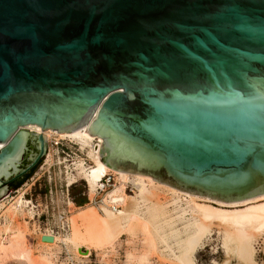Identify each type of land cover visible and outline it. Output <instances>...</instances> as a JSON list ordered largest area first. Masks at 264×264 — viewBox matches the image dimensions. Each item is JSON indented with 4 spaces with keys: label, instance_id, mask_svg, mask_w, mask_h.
I'll list each match as a JSON object with an SVG mask.
<instances>
[{
    "label": "water",
    "instance_id": "1",
    "mask_svg": "<svg viewBox=\"0 0 264 264\" xmlns=\"http://www.w3.org/2000/svg\"><path fill=\"white\" fill-rule=\"evenodd\" d=\"M85 123L113 169L263 194L264 0H0V197L46 154L22 127Z\"/></svg>",
    "mask_w": 264,
    "mask_h": 264
},
{
    "label": "bare ground",
    "instance_id": "2",
    "mask_svg": "<svg viewBox=\"0 0 264 264\" xmlns=\"http://www.w3.org/2000/svg\"><path fill=\"white\" fill-rule=\"evenodd\" d=\"M87 125L88 123H85L83 127L70 132H58L57 129L50 130V128L42 129L36 124L22 127L28 129L29 132L44 134L46 140L55 134L73 139L80 144L81 148H87L93 165L86 167L80 159L75 168H77V174L86 180L92 195L90 198L94 195L97 180L103 174L111 171L116 178V184L106 192L99 204L87 203L93 206L86 209L75 207L76 213L70 219L68 218L69 232L67 234L63 235L59 233L64 232L55 233L53 231L54 234L48 231L44 233L53 237L52 241H47L51 243H44L45 245L61 242L76 251L82 246H85L87 250L91 248L99 250L110 245L123 231L130 230L135 221L147 232L156 233L160 243L166 247H169L166 238L175 237L179 250L178 253L172 251V254L176 264H197L195 262L197 247L207 234H212L211 231L215 227L218 233L222 234L221 248L224 259L221 264H264L262 257L264 254V193L238 201H219L182 191L158 182L148 175L113 169L100 159L99 150L103 139L96 135H89L85 129ZM94 138L100 142L98 147L92 143ZM48 156L49 154L46 155ZM75 176H72V180ZM126 182L134 185L133 193L123 192ZM161 193L171 195L170 198L175 205L174 213H169L166 209L165 204L168 202L160 200ZM117 197L122 199V207L115 211L109 207V202ZM4 198L0 197V208L3 206ZM27 203L29 202L22 196L18 197L16 204L8 208L9 213L14 216L24 212L23 206ZM70 204L74 205L72 202ZM143 207L147 209L142 211ZM29 213L32 212L29 211ZM160 220L164 224L161 230L156 226ZM176 221H179L182 227L175 228ZM8 226L9 223L5 225L6 228ZM181 232H184V235ZM42 235L36 233L38 239H41ZM12 241L8 246L0 245L1 251L16 248L18 256L27 258L30 255V249L22 242L15 239ZM213 263L218 264L215 261Z\"/></svg>",
    "mask_w": 264,
    "mask_h": 264
},
{
    "label": "rangeland",
    "instance_id": "3",
    "mask_svg": "<svg viewBox=\"0 0 264 264\" xmlns=\"http://www.w3.org/2000/svg\"><path fill=\"white\" fill-rule=\"evenodd\" d=\"M64 140L75 142L77 144L75 147L80 149L61 152L57 142H65ZM46 142L45 156L20 184L2 196L5 198L0 208V245L8 246L15 239L30 249V255L23 258L16 254V248L8 251L0 249V264H176L172 254V251L178 253L179 250L175 237L166 238L169 246L166 247L160 243L156 233L147 232L135 221L130 230L123 231L110 245L99 250L94 248L87 250L85 246H82L76 251L61 242L45 245L44 243L51 242L38 239L36 233L42 235L48 231L54 234L50 228L58 225V211H65L70 219L76 213L77 207L86 209L93 206V204H87L88 196L91 195L87 182L77 174V168H75L80 159L86 162L85 166L93 165L87 148H81L80 144L73 139L55 134L51 135ZM47 154H49L48 157H46ZM73 175L76 176L72 180ZM20 196L30 202L23 206L24 212L13 216L8 208L15 205ZM159 197H161L160 200L168 202L165 204L168 212L174 213L175 205L172 203L171 195L161 193ZM146 209L143 207L142 211ZM28 210L32 213L30 214ZM161 222L160 220L156 223L159 230L164 227ZM8 223L9 226L6 228L5 225ZM179 227H182V224L176 221L175 228ZM68 232L69 228L66 232L59 234L64 235ZM181 233L184 235V232ZM211 233V235L207 234L197 247L195 253L197 264H214V261L221 264L224 259L221 248L222 234L218 233L215 227ZM262 257L264 258V254Z\"/></svg>",
    "mask_w": 264,
    "mask_h": 264
},
{
    "label": "built area",
    "instance_id": "4",
    "mask_svg": "<svg viewBox=\"0 0 264 264\" xmlns=\"http://www.w3.org/2000/svg\"><path fill=\"white\" fill-rule=\"evenodd\" d=\"M64 141L65 142L62 141L57 142L58 148L61 150V152H65L66 150L71 151L72 149H76V150L80 149L75 147V145H77L75 142H72L71 140H64ZM93 141H94L93 145L98 147L100 142L96 138H94ZM83 163L86 164L85 161H83ZM90 166L91 165H87L86 167H90ZM115 184H116L115 174L111 171H107L97 180L94 195L92 198L88 196L87 203L98 204L99 202H101L106 192L112 189ZM134 189L135 187L132 183L126 182L124 185L123 192L131 194L134 192ZM109 207L115 211L119 210L122 207V199L120 197H117L115 200H112L111 202H109ZM57 216H58L57 218L58 225H56L55 228H50L51 231L55 233L67 231L69 228L68 215L65 213V211H58Z\"/></svg>",
    "mask_w": 264,
    "mask_h": 264
},
{
    "label": "trees",
    "instance_id": "5",
    "mask_svg": "<svg viewBox=\"0 0 264 264\" xmlns=\"http://www.w3.org/2000/svg\"><path fill=\"white\" fill-rule=\"evenodd\" d=\"M14 182V181H13ZM80 204H82V203H80Z\"/></svg>",
    "mask_w": 264,
    "mask_h": 264
}]
</instances>
